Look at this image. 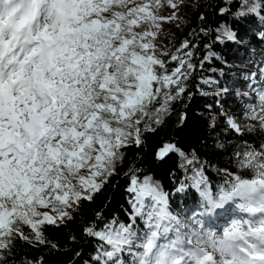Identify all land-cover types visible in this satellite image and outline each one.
<instances>
[{
	"label": "snow or ice",
	"instance_id": "1",
	"mask_svg": "<svg viewBox=\"0 0 264 264\" xmlns=\"http://www.w3.org/2000/svg\"><path fill=\"white\" fill-rule=\"evenodd\" d=\"M245 22L264 45V0H0V264H49L44 249L81 238L91 249L69 264H264V55L249 50L248 64L235 65L216 50L241 44ZM228 79L258 103H239L248 93ZM196 94L213 96L205 125L235 171L168 137L154 158L174 155L182 178L171 171L166 191L128 151ZM186 120L181 112L175 127ZM119 175L127 206L105 215L97 197ZM49 228L64 231L63 243Z\"/></svg>",
	"mask_w": 264,
	"mask_h": 264
},
{
	"label": "trees",
	"instance_id": "2",
	"mask_svg": "<svg viewBox=\"0 0 264 264\" xmlns=\"http://www.w3.org/2000/svg\"><path fill=\"white\" fill-rule=\"evenodd\" d=\"M203 2V0H189V3H197ZM182 14L191 22L192 21V9H182ZM204 11H207L210 15V26L216 27L218 17L211 15V9L205 8ZM224 22V21H219ZM231 23V20L228 21ZM195 23H191V27H195ZM166 28H171L175 31L174 25H166ZM252 29V31H248V29ZM240 29L242 32H248L246 36L243 37L241 44H229L227 46H217L216 50L219 54L228 57H234V60H240L248 62V58L250 57L249 50H254L257 55H264V45L260 44L258 38H253L252 33L258 31L259 29L250 23H242L240 25ZM190 29H185V32ZM177 36L181 39L183 36L180 32H177ZM248 41L250 47H244L242 45L243 41ZM237 53H240V57H235ZM230 64H233L229 61ZM219 64L216 61H213L211 64H206L202 74H207L209 76H213L212 69L218 68ZM227 71V69H225ZM201 73L196 74V79H199ZM219 79L218 74L214 77ZM222 84H225L227 80H222ZM238 83V82H237ZM238 85L242 86L240 83ZM246 87V86H243ZM194 91V89H191ZM206 91L209 93L214 92L216 89L211 88ZM223 99V98H221ZM185 104L187 107H185ZM185 104H177L176 110L171 116L169 121L170 127L162 130L156 136H151L148 138L145 146L141 150H137L135 148L129 149L128 156L132 163L139 167L143 172H151L156 179L160 180L165 187L166 191L172 190V176L170 175L171 171H175L177 173L176 178H182V174L178 169L175 168L174 162L176 157L169 156L163 162L157 161L154 158V153L157 147L160 146L161 141L163 139H167L171 137L174 142L178 143V146L184 149L185 151H191L195 149L197 153L201 156L202 159L209 160L215 167L217 168H229L230 170L235 171L234 165L229 162L228 155H220L216 149L217 138L219 137V133L211 132L207 129L205 125V118L209 115L206 110V105L213 104V96H200L196 94L191 101H185ZM187 112V120L182 128L177 129L175 127L176 121L178 119V115L181 112ZM127 165H124L122 168L126 170ZM208 176L210 181L215 184L221 181L220 175H218L213 169L208 172ZM126 185V181L122 175L116 176L113 178L112 182L105 188L104 192L97 197V204L102 202L108 204V209L105 215L113 212L115 209L119 208L121 205H124V194L123 188ZM190 204V200L188 202ZM180 204L181 207L185 206L184 196L177 195L173 198V205ZM125 207L127 205H124ZM95 207V205H93ZM76 234L79 237V230H76ZM47 235L54 240H57L61 243L64 241V231H57L54 228H49L47 230ZM69 248L71 250H69ZM62 249L61 253H53L51 255L48 254L47 250H43V254L47 257L49 264H69L70 259H75L73 257L74 251H84L85 253L89 252L91 249V244L87 243V238H81L77 241V246ZM86 258V257H85Z\"/></svg>",
	"mask_w": 264,
	"mask_h": 264
},
{
	"label": "rangeland",
	"instance_id": "3",
	"mask_svg": "<svg viewBox=\"0 0 264 264\" xmlns=\"http://www.w3.org/2000/svg\"><path fill=\"white\" fill-rule=\"evenodd\" d=\"M165 14H167V10H166ZM242 45L244 47H247V48L250 47V44L246 40L242 42ZM240 56H241L240 53H237L235 55V57H240ZM229 61L232 62L235 65H247L248 64V62H245L244 63L243 61H240V60H237V59L236 60L231 59ZM203 75L205 77H208L209 76L207 74H203ZM225 84H227L228 86H230L233 91H239L240 93H248L247 96L234 98V99H237V101L239 103H241L242 105H250V104H256V103H258V99L256 98L255 94L252 93V91L248 87H246L245 89H243L244 88L243 86L238 85L237 82H233L230 79H228L227 82H225ZM203 87L204 88H207V89H211V88H214L215 86H213V87L203 86ZM229 103H231V101ZM240 119L243 121L244 118L241 117Z\"/></svg>",
	"mask_w": 264,
	"mask_h": 264
},
{
	"label": "bare ground",
	"instance_id": "4",
	"mask_svg": "<svg viewBox=\"0 0 264 264\" xmlns=\"http://www.w3.org/2000/svg\"><path fill=\"white\" fill-rule=\"evenodd\" d=\"M237 214H239V213H238V210H236L235 208H233V210H232V215H237Z\"/></svg>",
	"mask_w": 264,
	"mask_h": 264
}]
</instances>
